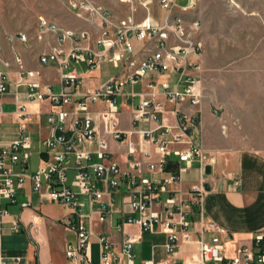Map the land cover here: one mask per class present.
Here are the masks:
<instances>
[{
	"label": "built area",
	"instance_id": "obj_1",
	"mask_svg": "<svg viewBox=\"0 0 264 264\" xmlns=\"http://www.w3.org/2000/svg\"><path fill=\"white\" fill-rule=\"evenodd\" d=\"M179 1L159 0L166 12L163 19L152 14L153 0L142 2L147 14L137 22L133 17L115 18L92 0H67L79 18L99 21L102 32L95 46L85 45L91 41L88 31L75 32L40 17L37 39L50 37L54 45L38 55V62L62 72L59 91L43 82L41 72L27 67L17 48L31 43L27 34L0 40V231L9 215L2 201L17 204L18 190L30 180L34 193L70 211L62 223L76 237L65 249L70 264H264V231L228 258L227 232L205 219L207 168H214L218 157L198 140L206 98L203 43L197 33L200 21L184 18L196 0L186 6ZM135 43L140 45L138 52ZM105 62L118 69L123 64L124 76L85 91L77 67L86 65L92 71ZM151 75L158 77L136 91ZM127 86L133 88L129 94L124 92ZM7 99L13 106L10 113ZM121 99L133 107L129 131L121 125ZM43 104L47 111L28 109ZM98 105L104 109L96 120L89 111ZM6 116L18 124V137L11 141L1 138ZM34 116L46 159L36 172L28 173L33 147L29 121ZM113 143L126 147L124 166L111 151ZM16 166L22 169L17 172ZM195 166L200 178L186 187L183 176ZM20 206L29 209L32 202ZM36 225L37 219L31 228L15 222L13 231L30 233ZM145 233L166 236L165 260L154 257L156 244L151 259L136 262L134 249ZM35 241L42 245L40 239ZM190 245L195 248L181 261L183 247ZM0 264L23 263L21 258H4L0 248Z\"/></svg>",
	"mask_w": 264,
	"mask_h": 264
},
{
	"label": "rangeland",
	"instance_id": "obj_2",
	"mask_svg": "<svg viewBox=\"0 0 264 264\" xmlns=\"http://www.w3.org/2000/svg\"><path fill=\"white\" fill-rule=\"evenodd\" d=\"M94 4L112 13L115 18H135L142 20L147 10L142 2L147 0H92ZM189 0H180L181 6H186ZM196 6L184 12L187 22L199 20L198 36L203 43V65L205 68L206 98L203 102L209 105L213 122L210 128L213 135L209 138L212 146L217 145L222 153L238 154L250 151L264 156V0H196ZM189 5V4H187ZM152 14L165 17L160 9L159 0L149 4ZM44 17L72 31L90 32V22L79 18L70 10L67 0H0V40L20 33L27 34L31 43L17 46L27 61L38 54L36 44L38 36V21ZM40 44V43H39ZM22 47V50H21ZM36 59V60H35ZM85 65L79 66L84 71ZM85 71H87L85 69ZM92 79L91 86H98L110 76H124V65L115 69L111 64H101L99 70L86 72ZM55 78L57 74L51 73ZM55 89L59 87L55 84ZM136 87L135 90H139ZM125 92L133 91L126 87ZM30 109V106L28 107ZM7 111L12 108H6ZM203 120L208 116L207 108H203ZM126 122V121H125ZM127 123V122H126ZM128 124V123H127ZM17 129L11 119L2 122L1 136L4 140L7 133ZM217 134V135H216ZM33 138L37 142V135ZM201 140V136L198 140ZM35 151H32L34 154ZM218 157V155H217ZM219 161V157H218ZM38 156L34 154L30 161V170L35 169ZM198 167L185 174L184 180H196ZM73 175H69L71 183ZM84 201L83 199H80ZM42 216L64 222L70 211L62 204H47L41 206ZM63 224L58 223L46 232L52 243L54 257L58 264H70L65 261L63 249L66 241L74 235ZM166 237L158 234L145 233L143 239L134 249L136 262L141 263L152 258L153 245H162ZM98 246L94 248V261L98 263ZM166 252L162 247L156 250V260H164Z\"/></svg>",
	"mask_w": 264,
	"mask_h": 264
},
{
	"label": "crops",
	"instance_id": "obj_3",
	"mask_svg": "<svg viewBox=\"0 0 264 264\" xmlns=\"http://www.w3.org/2000/svg\"><path fill=\"white\" fill-rule=\"evenodd\" d=\"M163 12L166 15V12ZM136 21L140 22L141 20ZM90 23L89 33L91 36V41L89 43H85V45L95 46L94 43L96 39L99 38L100 33L102 32V28L98 20ZM37 41L38 43L36 44V46L38 47V54L35 56V58L38 60V55L44 51H49L50 47L54 45V42L50 37H45L42 41L37 39ZM135 45L137 48L136 52H138L140 49V45L137 43H135ZM24 53V50H22V55ZM33 60L34 57L28 59L27 61L25 60L27 67L41 72L43 82L46 84H51L53 85V87L56 84L59 89L56 90L55 87L54 89L55 91H59L61 87L60 76L62 72L58 68L44 67L40 64L35 63ZM105 63L111 64L115 69H118L112 63ZM100 66L101 64L92 71L99 70ZM78 67L77 72L84 78L85 81V91H93L95 89H98L113 77L110 76L109 79L104 83L93 87L91 86L92 79H89L86 73L87 71L89 73L92 71H90L87 66L85 67L87 71H85V69L84 71H80ZM54 72L57 74V76L55 78H52L51 73ZM153 77L157 78L158 76L151 75L146 77L143 83L138 85L140 89L136 91H141L144 88L145 84H147V82H149V80ZM160 79L163 80L164 78ZM129 93H131V91L125 92V94ZM9 102L10 99H7L6 108H12L13 110V106ZM120 104L122 110L121 125L124 130L129 131L131 129L130 119L132 116L133 107L123 104L122 99L120 100ZM202 106L203 108H207L208 116L207 118L202 120L201 133L199 135L201 136V140L199 139V141L206 150H208L212 154L218 155L219 157L218 164L214 168H211V174L209 175L207 180L208 191L204 198L205 219L227 232L228 238L224 237L226 249L225 254L228 258H232L236 255V250L239 247L243 245L250 246L256 235L259 232L264 231V156L257 153H252L250 151H242L235 155L230 153L224 154L221 152L222 150L217 145L212 146L209 138L213 135V130L210 128L213 119L210 114L209 105L207 103H204ZM102 109H104V105L92 106L89 112L96 120H98V112ZM12 110L6 111L10 113L12 112ZM47 110V104L30 105L29 109L31 113H39L41 111ZM5 119H11L12 121H14L17 125V129L8 132L7 137H5L4 141L14 140L18 137V124L12 116L4 117L2 122ZM29 125L31 131L30 136L32 137L33 142L31 154L32 156H34V154L38 156V163L36 165V168L33 170L31 169V171L29 172V162L27 171L28 173H34L44 163L46 154L45 150L40 146V125L38 117H32V119L29 121ZM34 135H37V142L33 138ZM32 151H35L34 154L32 153ZM111 151L117 161L121 163L122 166H124L127 160L126 147L124 145L113 143L111 145ZM21 169L22 168L20 166L15 167V170L17 172H19ZM70 174L73 175V173ZM198 174L199 175L196 180L185 181V186L188 187L192 183L198 182L200 178L199 170ZM28 200L32 202V206L29 209L23 210L20 205L21 203ZM45 203L56 204L54 202H51L47 198L41 197L39 194L34 193L30 180L26 181L25 187L23 189L18 190L17 204H11L6 200L2 201V206L9 212V215L3 220V227L0 231V248L2 250L4 258H21L23 264H58L52 250L53 245L51 242H49L46 236V232L48 231L47 229L49 226L51 228L53 226H56L58 223L62 224V222H57L53 218L45 217L39 214L42 211L41 206ZM35 219H37L38 225H36V227H33L30 233H15L13 231V225L15 222H19L23 228H31V224ZM71 233L74 235L73 232ZM75 238L76 237L74 235V238L72 240L66 241L64 244L63 254L66 262H68L65 256L66 246L69 243H73L75 241ZM208 238L210 237L208 236ZM36 239L41 240V246H38L36 244ZM95 246L97 245L94 244L92 246L93 256ZM159 247H162V245H159ZM194 248L195 245L184 246L182 253H180V260L182 261L183 259H185L188 256L187 251L193 250ZM156 250L154 255L155 258Z\"/></svg>",
	"mask_w": 264,
	"mask_h": 264
},
{
	"label": "water",
	"instance_id": "obj_4",
	"mask_svg": "<svg viewBox=\"0 0 264 264\" xmlns=\"http://www.w3.org/2000/svg\"><path fill=\"white\" fill-rule=\"evenodd\" d=\"M207 174H209V175L211 174V167L207 168Z\"/></svg>",
	"mask_w": 264,
	"mask_h": 264
}]
</instances>
